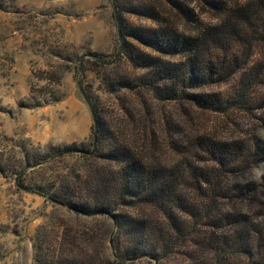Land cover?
<instances>
[{
  "label": "trees",
  "instance_id": "16d2710c",
  "mask_svg": "<svg viewBox=\"0 0 264 264\" xmlns=\"http://www.w3.org/2000/svg\"><path fill=\"white\" fill-rule=\"evenodd\" d=\"M109 1L123 38L114 64L138 73L109 80L130 93L121 111L96 113L88 143L8 139L23 156L0 152L18 189L97 224L39 226L33 264H264V0ZM86 71L80 59L75 75ZM228 110L249 118L248 134H210L209 116ZM67 158L82 166L61 176ZM44 168L50 180L28 186Z\"/></svg>",
  "mask_w": 264,
  "mask_h": 264
},
{
  "label": "rangeland",
  "instance_id": "374dc122",
  "mask_svg": "<svg viewBox=\"0 0 264 264\" xmlns=\"http://www.w3.org/2000/svg\"><path fill=\"white\" fill-rule=\"evenodd\" d=\"M113 9L109 0H0V152H6L5 158L23 156L8 139L30 141L35 147L90 142L93 119L78 80L99 117L111 119L121 111L124 94L130 93L112 91L109 80L138 73L125 61L114 64L122 55L123 38ZM203 19L217 21L210 14ZM124 21L137 24L128 15ZM80 59L87 62L84 79L75 75ZM237 79L220 91L231 92ZM50 94L59 101L30 107L31 98ZM208 119L210 134L225 139L245 136L251 129L249 118L240 111L228 110ZM80 166V159L67 158L54 171L66 176ZM52 172L44 168L28 173V186L47 182ZM62 221L77 227L97 225L18 189L11 173H0V264H33L38 227L45 224L52 229Z\"/></svg>",
  "mask_w": 264,
  "mask_h": 264
},
{
  "label": "water",
  "instance_id": "95a60500",
  "mask_svg": "<svg viewBox=\"0 0 264 264\" xmlns=\"http://www.w3.org/2000/svg\"><path fill=\"white\" fill-rule=\"evenodd\" d=\"M113 12H114V16H115L116 22H117L119 37L121 38L122 37V35H121V24H120L119 17L117 15V10L114 8ZM79 90H80V93L82 94V96H83L85 102L87 103L89 110L91 112L92 119H93L94 139L96 140L97 133H98V120H97L96 111H95L94 106L92 104V101H91L90 97L88 96L87 92L85 91L84 87L80 86Z\"/></svg>",
  "mask_w": 264,
  "mask_h": 264
}]
</instances>
